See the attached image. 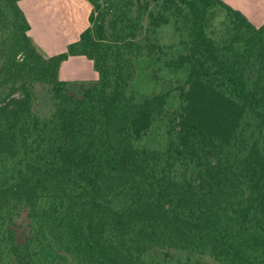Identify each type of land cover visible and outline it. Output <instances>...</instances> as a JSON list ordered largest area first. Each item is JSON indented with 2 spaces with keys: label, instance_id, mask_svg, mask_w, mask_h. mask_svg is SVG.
<instances>
[{
  "label": "trees",
  "instance_id": "1",
  "mask_svg": "<svg viewBox=\"0 0 264 264\" xmlns=\"http://www.w3.org/2000/svg\"><path fill=\"white\" fill-rule=\"evenodd\" d=\"M21 1L0 0V264H264V22L85 0L86 29L44 57ZM71 57L97 79L61 80Z\"/></svg>",
  "mask_w": 264,
  "mask_h": 264
},
{
  "label": "rangeland",
  "instance_id": "2",
  "mask_svg": "<svg viewBox=\"0 0 264 264\" xmlns=\"http://www.w3.org/2000/svg\"><path fill=\"white\" fill-rule=\"evenodd\" d=\"M231 7L239 10L255 26L264 22V0H223ZM24 15L32 26L30 38L37 51L44 57H50L65 51L67 45L75 42L88 26L90 5L85 0H22L20 3ZM92 62L85 57H72L63 62L59 70V78L64 81H91L97 79ZM135 84L140 96L149 95L169 88L167 82L163 86ZM163 126L157 122L153 126L146 144L161 146L163 144ZM160 260L158 253L149 256ZM161 264H167L160 261ZM177 264V263H171Z\"/></svg>",
  "mask_w": 264,
  "mask_h": 264
},
{
  "label": "crops",
  "instance_id": "3",
  "mask_svg": "<svg viewBox=\"0 0 264 264\" xmlns=\"http://www.w3.org/2000/svg\"><path fill=\"white\" fill-rule=\"evenodd\" d=\"M30 24V23H29ZM32 31V26L30 25V31L28 32V35H30V32ZM72 58V57H71Z\"/></svg>",
  "mask_w": 264,
  "mask_h": 264
}]
</instances>
